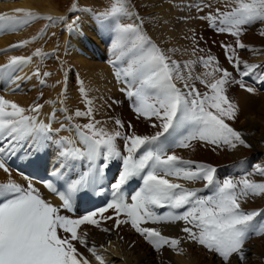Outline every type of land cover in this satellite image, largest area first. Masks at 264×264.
Masks as SVG:
<instances>
[{"label": "snow or ice", "instance_id": "snow-or-ice-1", "mask_svg": "<svg viewBox=\"0 0 264 264\" xmlns=\"http://www.w3.org/2000/svg\"><path fill=\"white\" fill-rule=\"evenodd\" d=\"M205 7L211 8V4ZM225 8L230 10L217 7L214 12L210 11L199 18L210 21V26L217 31L236 37V47L244 49L247 46L239 39L243 26L256 21L264 22V0H226ZM16 11L23 13V16L0 15V32L34 19H64L40 17L23 9ZM123 17L132 18L127 0H113L110 8L98 15V19L115 23L112 44L115 60L111 63L116 69V78H122L127 85L121 91L133 99L134 111L148 119L154 117L155 122L151 126L159 130L154 135L108 132L97 126L101 122L93 118L92 101L87 100L88 110H76L75 116L89 117L90 122L75 126L76 139L60 137L55 141L60 151L52 174L64 178L65 171L75 167L76 162L87 161V169L77 178L65 179L66 190L58 193L64 208L71 206L73 194L97 184L112 161H122V171L111 184L114 194L120 193L122 186L136 177L142 179L143 187L132 195L131 203H127L122 196H116L106 207L72 219L61 215L59 208L41 198L32 184L27 189L13 180L0 184V196L3 197L0 201V264H90L89 258L77 245L84 247L98 264H106L96 246L89 245L88 234L81 233L80 227L93 225L101 228V222L96 217L100 215L102 219H113L112 216H103L108 209L115 212V227L130 223L157 251L167 246L173 251L182 252V239L164 235L159 228L147 225L184 221L185 226L181 231L187 234V239L216 254L221 264H231L233 258L238 262L245 261L246 242L253 236H264V222H255L262 213L245 211L241 206V200L250 195L264 197V182L257 183L244 177L239 182L225 179L220 183L215 176L217 170L211 164L167 154L173 146L190 147L194 140L216 148L228 146L235 149L237 145L251 147L241 131L225 122L234 120L238 111V106L230 101L226 89L232 73L220 68L214 57H201L200 62L205 67H212V71L206 75L212 76L215 72L221 75L212 82L195 77L209 89L208 92H200L188 82L193 79L192 64L195 62L180 64L169 55L175 49L161 48L140 24L122 23ZM259 35L264 36V29ZM193 40H196L195 35ZM26 43L28 41L20 46ZM222 47L229 63L243 76L258 67L240 61L232 45L222 44ZM34 55H41V50L37 49ZM31 59L13 56L7 65L0 68V72L15 70L16 66L27 64ZM185 69L188 70L187 76L184 75ZM35 74L40 75L39 71ZM48 75L50 73H44V76ZM177 81L183 82V87H178ZM236 83L245 88L242 82ZM80 91L87 96L84 88ZM246 91L252 93L254 89L247 87ZM41 108L42 105L37 104L25 109L0 97V169L6 173L9 169L4 160L5 153L14 151L22 141L27 140H32V146L37 147L50 140L53 132L64 130L63 124L53 129L51 123L40 121ZM52 119H55L54 113ZM115 123L123 127L120 120ZM117 137L125 141L126 155L118 149ZM77 141L82 147L76 146ZM257 171L264 175V168L257 166ZM169 176L188 182L203 181L205 189H211L212 194L200 196L198 194L203 189L174 183L166 178ZM48 187L55 191L51 183ZM155 207L184 211L161 215L154 211ZM121 214L128 219L121 220ZM102 231L111 230L105 227Z\"/></svg>", "mask_w": 264, "mask_h": 264}, {"label": "bare ground", "instance_id": "bare-ground-1", "mask_svg": "<svg viewBox=\"0 0 264 264\" xmlns=\"http://www.w3.org/2000/svg\"><path fill=\"white\" fill-rule=\"evenodd\" d=\"M178 1L179 0H140V2H137V3L138 5L147 4L148 7L143 5L144 8L141 10H144L143 11L144 14L145 13L150 14V15L152 14L151 15L152 20H149V22L147 21L148 23L146 25L150 33L149 36L151 37V39L154 42L157 41L160 45L162 44L165 50H168L169 47H172V46L180 48V51L176 50L174 52L169 53V55H171L172 58H173V55L175 56L180 55L181 58H188L189 56H191V52L189 51V46L185 43L186 39H183L184 37L182 38L181 36L183 34L187 35V33L190 30L191 32L193 30L200 31L199 29L203 23L200 21V19L197 16L198 14L194 12V10H188L187 8H184L183 6H178L177 5ZM78 2H79L78 3L79 5L98 6V5H101L102 3H107L108 1L106 2V0H79ZM208 3L211 4V8H209L208 10H215L217 7L224 9L226 0H208ZM65 5H66V2L59 1V0H21L20 2L16 0H0V15L5 14V15H16L17 16V14H23V13L17 12L16 10L23 9L25 11H29L32 13L33 12L42 13V14L46 13L48 15L55 16L57 14L63 13V11L68 7V6L66 7ZM108 6L109 5H107L106 7ZM69 7H71V5H69ZM103 8L101 7V9ZM69 11L71 12V10ZM66 14H68V12ZM83 20H84L83 30L82 28H79L77 29L78 33L75 36L73 37L69 36V39H68V41H70L69 45L66 46L64 44L65 37L63 38V40L62 39L58 41L54 40L52 42L48 41L49 45L46 47V49L52 50L54 48H57L59 53H58L57 59L53 61L51 60L50 64H48L49 68L51 70L53 69L55 73L49 75L48 80H47V85L43 89L44 99L46 101L44 100L45 104L43 105L41 109L42 111H41L40 117H45V119H47V115L51 113V110L53 107L58 106L57 104L62 105L63 102L61 101V99L56 93L60 90V87H62L61 84L66 80V77H67L65 73L63 72V70H65L67 64L69 65L73 64V66L79 71V76L81 78L82 84L81 85L79 84V86L77 87L76 83L73 80L70 82V86H69V82H68L69 74H68V77H67L68 84L66 82V97L64 96L65 101L63 100L64 99L63 96H61V98L65 102L63 104H66L65 107L68 106L69 112L73 114V119L75 120V122L79 126H83L84 124L89 123L87 117L86 118L76 117L75 112L76 110H79V108L83 112L87 111L89 108V104L86 103V100H91L92 101L91 107L94 110L92 114L93 118L95 120L104 118V122L100 123L97 126L103 127L108 132L119 131L118 127L115 126L114 122H111L109 120H110V117L113 116V114L118 113V112L120 113L121 111H122L123 116H125L126 118H130L131 111H129L127 107H125L124 110L121 109V104H120L121 103L120 93H122L121 89L125 86L120 80L116 78V76L113 74L114 73L113 69L107 63V61L110 59H113L114 56H113L111 44L107 46L108 49H111L110 54H108L107 49H106V45H107L106 44V41H107L106 40L107 38L106 30L101 28L100 27L101 25L99 26L95 22L91 21L90 15H85L83 17ZM39 27L40 26L37 25L33 28V30L28 31L26 34H23V35L22 33H19V31L15 34H8V33L5 34L4 32H0V51L6 46H9V44H11L12 42L18 39H21L24 35L25 36L32 35L33 32L35 33L39 29ZM254 34L255 33L253 29H251L248 37L245 40L248 39L249 41H254L252 44H256V42H258L260 39L258 37H255ZM78 35H81V36H78ZM82 37H83V40H81ZM219 37L226 38L225 35H219ZM85 38L91 40V41L85 42V44L90 43L92 50L94 49L96 51L98 58H94L93 56L87 54L88 49H86L85 45L80 42V41H84ZM188 41H190V39ZM40 45H41V42L39 43V46ZM259 45H262V43H258V46ZM65 49H68L66 54H65ZM81 51L84 52V55L81 54ZM214 52L216 51L214 50ZM6 54L8 53L0 54V68L3 67L4 62H7L12 57V53L8 55ZM99 58H104V62L99 61ZM248 59L249 60L252 59V61L249 62L250 65L258 66L257 68H255L254 71L257 72V74L264 75V44L263 46H259L256 52L253 53L252 57ZM63 66L65 68H63ZM24 72L27 75H24L25 74ZM24 72H23L24 74L21 76L19 75L14 76L13 80L11 81L3 80L2 78L4 76H1L2 72H0V85H1L0 92L1 94H3L6 97V100L14 102L21 107L27 106V103L33 97L34 90H35L34 72H36V69L32 67L26 68ZM68 73H70V77H71L72 73L70 69ZM22 76H25V78H21ZM15 81L18 83H15ZM180 82L181 81H178V83ZM20 83L24 86L21 88H24L25 90L26 88H28L30 90L27 94L25 95L24 94H13L14 92L13 90L15 86L20 85ZM69 87H72V88L69 89ZM81 87H83L84 89L86 87V90H85L87 92L86 97L78 92V89H80ZM88 90H89V93H88ZM235 94H236L235 96L237 98V102L242 106V111L244 113L245 112L247 113L250 107L252 109L253 105H255L256 103L254 97L249 95V93L247 92L238 90V92L235 91ZM114 98L118 99V102H119L118 109L114 108L112 104V100ZM55 101L57 102L55 103ZM54 114H55V119L53 120V124H52L53 129L60 128L61 124L65 126L69 123L68 118L64 119V121H60L64 118L63 113L57 112ZM49 115H50L49 118H51L53 116V112L52 114H49ZM133 116L134 118L132 121L135 124V131L148 128V124H151L150 122H155L154 117L151 119H148L143 116L137 117L135 114ZM120 119L121 117H118V120ZM47 121L45 122L47 123ZM245 122L249 124L251 123L248 119ZM244 123H240L239 125L244 126ZM69 129L70 128H64V130H61L59 133L54 132L53 141L51 143L42 142L38 144L37 147H34L35 149L36 148L39 149V151L35 154V156L27 157L25 158L24 161L20 163H18V161H12L11 163H15V166L18 169V171L28 166H31L35 171H43L47 167L55 168L58 164L59 154L55 156H51L47 154L44 149H46L48 152H54L55 150L54 146L55 145L59 146L55 141L58 140L60 137L71 138L72 136H76V133H73ZM256 129H259V128L255 126V123H253V129L248 137V142H251V143L256 142V145L259 146V143L264 144V132L262 130H256ZM144 133L145 131L142 132V134ZM72 138L74 139V137ZM118 146L122 148L123 152H125L124 144L119 143ZM187 150H184V151L180 150V151L182 155H184L185 157L195 159L192 155L193 152L189 153V151ZM200 150L202 149L200 148L196 149V151H200ZM202 152L205 154L208 153L207 150L206 151L202 150ZM220 152H224L225 154H227V156L230 158L229 160H233V161L240 159L242 156L240 151H238L236 148L235 149H223V150H220ZM221 157H222L221 154L217 152V158L221 160ZM84 163L86 164V169H87V161H84ZM81 171H83V169L79 165V162H78L76 163L75 167L69 168L67 171H65V174L68 175V177L70 176V177L77 178L78 175L81 173ZM229 171H232V170L229 169ZM227 175L229 176L230 173L228 172ZM228 176H225V177H228ZM225 177L223 178L225 179ZM108 178L110 182L114 183L116 181V178L118 177L112 175L111 177H108ZM232 178H226V179H232ZM167 179L171 180L174 183L184 184L186 187H189V188H199V185L196 184L195 182H188L182 179H177L175 177H171V178L168 177ZM236 179L241 180L242 177L236 178ZM8 180H13L16 183L20 185H25L27 187L29 184H32V186L37 191H39V195L43 197L48 203L53 204L56 202V200L52 196H50L42 188V186L36 183L33 179L26 178L23 175H18L12 172L10 169L7 173L3 169H0V182H7ZM232 180H234V178ZM132 195L124 194L123 199L126 202L130 201L131 203ZM80 199L86 201L89 205H91L90 196H84L81 194ZM250 199L252 200V202L254 201L255 203L260 204L261 202H263L264 197L259 196L254 199L253 196H250ZM250 203L251 202L249 201V198L241 200V206L243 209L248 208L250 206ZM170 212H178V211L176 209L168 210L167 208L161 213V215L168 214ZM103 216L104 217L112 216L113 219L106 220V219L101 218L102 228L104 227L110 228L109 227L110 222L115 225L116 217H115L114 210L108 209L107 212L103 213ZM120 219L125 220V217L123 214L120 216ZM147 226L157 227L164 235H167L170 237H179L182 239V243L180 245V248L183 249L182 252L173 251L167 246H165L159 251L161 254V257L163 258V261H165L164 262L165 264H199V259L197 257L198 256L197 254L202 252V250L205 248L187 239V234L181 231V229L185 226L184 221H177L176 223L159 224V225L149 224ZM82 227H86L85 229L86 231L83 230ZM116 228L120 229V231L118 229L116 230L118 232H121V230L123 232L124 229L127 232L124 231L125 234H123L122 232L116 233L112 231L111 229H110L111 231L109 232H104V231H100L99 228L91 226V225H82L80 227V231L82 233L86 232L88 234L87 240H88L89 245L94 244L96 246V249L99 252V254H101L104 257L106 264H150L149 262L146 263L142 260V256L144 254H142L140 251L134 253L135 246L132 244L131 238L139 237V236H137L131 230V228L129 227V224L122 223L119 227H116ZM101 245H103V247H100ZM256 245L257 243L252 245L251 243L246 242V245L244 248L246 260L243 262H238L237 259L233 258L231 261V264H248L250 261L254 259V257L256 258L257 256L255 255L257 254V249H258ZM83 253L89 258L90 264H98L95 258L92 257L91 254L88 253L86 249H85V252ZM215 255L216 254L212 253V255L210 256L211 260L213 257H215ZM215 258L217 261H219L218 256Z\"/></svg>", "mask_w": 264, "mask_h": 264}, {"label": "rangeland", "instance_id": "rangeland-1", "mask_svg": "<svg viewBox=\"0 0 264 264\" xmlns=\"http://www.w3.org/2000/svg\"><path fill=\"white\" fill-rule=\"evenodd\" d=\"M16 1H18V2H20L21 0H16ZM59 1H63V2H66V7L68 6L69 7V5H71V7H67L68 8V10H71V12L69 11V15L68 14H66L67 12V8L63 11V13L62 14H57V15H55V16H52V15H49V16H51V17H55V18H58V17H63L64 19H55V20H53V21H50V28H48L45 32H43V34L42 35H38V33L41 31V28H42V26L45 24V19H43V18H41V19H34V20H31L28 24H29V26L26 28V29H24V30H18V27L19 26H16V27H14V28H12V29H9V32H8V30L5 32V31H2V32H4L5 34H15V33H17L18 31H19V33H22V35L23 34H26L28 31H30V30H33V28L35 27V26H37V25H39L40 27H39V29L34 33L33 32V34L32 35H30V36H23L21 39H18V40H16V41H14V42H12L11 44H19V45H21L22 44V42H24V41H28V43H26V44H23V46H20V49L18 50V51H14V52H12V57L13 56H21V57H32V59H31V61L28 63V66H27V68H34V69H36V66H35V64L38 62V60L37 59H35V58H33V54L36 52V50H34V49H32L34 46H39V43L41 42V45H42V41L43 40H47V41H54V40H56V41H58V40H60V39H62L63 40V38L65 37V40L66 39H69V36H71V35H69V34H67V30L69 29V27H72V29H74L75 31H77V29H79V28H82V30H83V17L85 16V15H90L91 16V21H93V22H95L96 23V20L98 19V13H101V12H104L106 9H108V8H110V6H111V3L113 2V0H106V2L108 3H102L101 5H98V6H89V5H79L78 3V1L79 0H59ZM75 1H77V7L75 8L76 9V11H77V13L78 14H80L79 15V17H80V19H79V21H77V20H75V19H71V14L73 13V3L75 2ZM112 1V2H111ZM127 2H128V8H129V12H130V14H131V16H132V18L131 19H129L128 17H125V19L124 20H121V22L122 23H137V24H140L141 25V27H142V29H143V31L149 36V31H148V29H147V27H146V25H147V23L149 22V20H152L151 19V15L150 14H144L143 13V11L144 10H141V9H143L144 8V6H147L148 7V5L147 4H139L138 5V3L137 2H140V0H127ZM65 4V3H64ZM63 4V5H64ZM107 5H109L108 7H106ZM144 5V6H143ZM64 6V7H65ZM98 7H99V9H98ZM101 7L103 8V9H101ZM224 9H226V8H224ZM224 9H222V10H224ZM134 11H136V12H134ZM33 13H35V12H33ZM66 14V16H65V14ZM37 16H40V17H43V15H42V13H35ZM1 15H5V14H1ZM97 15V16H96ZM9 16H16V15H9ZM17 16H23V14H17ZM44 17H46V16H44ZM68 17H69V20H68V22H63V20H66V19H68ZM59 21V22H58ZM148 21V22H147ZM200 21L203 23L202 24V26L200 27V31H198V30H193L192 32H191V30L189 31V32H191V33H187V35H182L181 37L183 38V39H186L185 40V43L189 46V51L191 52V56H189L188 58H181L180 57V55H173V58L172 59H174V60H177L180 64H184L185 62H189V61H191V62H195V63H193L192 64V77H193V79H190L188 82L189 83H192V84H194L195 86H196V88L200 91V92H208L209 91V89H207L205 86H203L200 82H199V79H195V77H203V79H205V80H207L208 81V79L209 78H211V81H209V82H212V80H214V79H218L219 77H220V74L218 75V74H214L213 76H208V75H206V73H208L209 71H207V69L206 68H203V67H200V66H197L196 65V62L197 61H199V56H202V55H204V56H211V57H214L215 58V60L216 61H218V63L220 64V65H225V66H229V67H231L230 65H229V62H228V59H227V57H226V54H225V49L222 47V45H221V43H228V45H232L233 46V48H234V45H235V41H236V39L237 38H235V37H232V36H230V35H228V34H224V33H218V32H216L214 29H212V28H210V27H208L207 25H206V21L205 20H202V19H200ZM257 22V21H256ZM256 22H253L252 23V25H251V27L250 28H247L245 31H244V33H242V35L239 37V39H240V41L242 42V43H244L247 47L246 48H244V49H241V51H239V52H237L236 50H235V53H238L239 54V56H240V61H242V62H247L248 64H249V62H251L252 61V59H248V58H251L252 57V55H253V53L254 52H256V50L258 49V47L259 46H263V44H264V36H260L259 35V33H260V31L262 30V29H264V22H258V23H256ZM97 25H99L100 26V24H98V23H96ZM65 26V28H64V32L62 33V35L61 36H59L58 35V32H59V29H60V27L61 26ZM101 28H103V29H105L106 30V35H107V38H106V49H107V52H108V54H110V50L111 49H108V45H110L111 44V46H112V44H113V41H111L112 40V37H111V32H110V30H111V26L109 25V24H105V25H101L100 26ZM251 29H253V31H254V36L255 37H258L260 40L258 41V42H256V44H252L254 41H249L248 39L247 40H245L247 37H248V35H249V32H250V30ZM16 32H15V31ZM53 30V31H52ZM54 30H55V32H54ZM53 33H52V32ZM55 33V34H54ZM48 34V35H47ZM206 34V35H205ZM21 35V36H22ZM193 35H195V37H196V40H193ZM219 35H225V37L226 38H220L219 37ZM78 36H81V35H78ZM56 37V38H55ZM71 37H73V36H71ZM150 37V36H149ZM190 37V38H189ZM46 38V39H45ZM53 38V39H52ZM219 38V39H218ZM190 39V41H188ZM64 40V41H65ZM81 40H83V37L81 38ZM193 40V41H192ZM69 42L70 41H68L67 42V44H65L66 46L67 45H69ZM82 44H84L85 45V48L86 49H90L91 48V46H90V43H88V44H85V43H83V41H80ZM154 42V41H153ZM189 44H188V43ZM191 42V43H190ZM58 43V42H57ZM155 43L157 44V45H159L161 48H163V45L161 44H159L157 41H155ZM258 43H262V45H259L258 46ZM11 44H9V45H11ZM224 45V44H223ZM191 46V47H190ZM112 48V47H111ZM194 48H195V51H194ZM56 49V53H55V56H56V58L55 59H57V57H58V53H59V51L57 50V48H54V49H52V50H55ZM92 49V48H91ZM169 49H175V50H177V51H180V48H177V47H175V46H172V47H169ZM67 50L68 49H65V54H66V52H67ZM214 50L216 51V52H214ZM47 51H51V50H48V49H45L44 50V52H47ZM230 52H231V50H229ZM43 52V53H44ZM64 52V51H63ZM174 52V51H173ZM215 53V54H214ZM64 54V53H63ZM64 54V55H65ZM200 54H202V55H200ZM175 56V57H174ZM179 57V58H178ZM249 60V61H248ZM50 62H51V60L50 61H48L47 62V65L45 64L46 63V61L45 60H42L41 61V63L43 64V65H46V68L47 69H50L49 68V66H48V64H50ZM107 63H108V61H107ZM108 65V64H107ZM241 66H243V65H241ZM72 67H74L73 66V64H67V66H66V68L63 66V68H65V70H63V72L65 73V75L68 77V74H69V86H70V82L71 81H73L74 80V78L77 80V79H79L80 78V76H79V73L76 75V77L74 76V74L72 73V71H71V69H72ZM69 69H70V71H71V77H70V73H68L69 72ZM26 70V69H25ZM24 70V71H25ZM51 70V69H50ZM53 70V69H52ZM23 71V72H24ZM36 71H37V69H36ZM230 71H232L231 69H230ZM53 72L55 73V71L53 70ZM79 72V71H78ZM25 73V72H24ZM23 73V74H24ZM53 73V74H54ZM232 73V72H231ZM254 76H259L260 74H257V72H255V71H252L251 72ZM24 75H27L26 73L24 74ZM184 75L185 76H187L188 75V70L187 69H185L184 70ZM1 76H4L2 79L3 80H8V81H11V80H13V78H14V76L13 75H9V74H1ZM20 76V75H19ZM248 76V75H247ZM261 76V75H260ZM28 77V76H27ZM26 77V78H27ZM67 77H66V80L61 84V86L62 87H60V90L56 93L58 96H59V98L61 99V101L63 102V103H65L64 101H65V97H66V82H67ZM234 74L232 73V77H231V79H230V83L226 86V89H227V95H228V97H229V99H230V101H232V102H234L237 106H238V111H237V114H236V117H235V119L234 120H226L225 122L226 123H228L231 127H233V128H235L236 130H238V131H241L242 132V134H243V138L246 140V142L249 144V145H251V147H244L243 145H237V150L238 151H240V153L242 154V156L241 157H243V156H246V155H249V154H251V153H254V152H256V154L258 155L256 158H255V162H256V168H257V166H260V167H262V168H264V144H260L259 143V146H257L256 145V142H248V137H249V135H250V133H251V131H252V129H253V123H255V126L257 127V128H259V129H256V130H262L263 132H264V93H260V92H256V91H254V92H252V93H249L248 91H246L245 89H242V88H240L239 86H238V84L234 81ZM263 77H264V75H263ZM21 78H25V76H22ZM20 78V79H21ZM81 79V78H80ZM35 82V81H34ZM68 82H67V84H68ZM15 83H18V82H16L15 81ZM36 83V82H35ZM180 84V85H179ZM263 84H264V82H263ZM20 85H22L21 83H20ZM77 85V84H76ZM177 86L178 87H183V82H182V84H181V82L180 83H178V81H177ZM24 87V86H23ZM20 86H15V88H14V90L13 91H18V90H20ZM72 87H69V89H71ZM81 88H83V87H81ZM80 88V89H81ZM31 89V88H30ZM44 89V88H43ZM43 89L41 90V92H42V95H43V100H45L44 99V94H43ZM80 89H78V92L79 93H81V91H80ZM85 90H86V87H85ZM238 90H240V91H244V92H247V93H249V95H251V96H253L254 97V99H255V101H256V103H255V105H253V107H252V109H251V107L248 109V112L246 113H244L243 111H242V106L237 102V98H236V94H235V91H237L238 92ZM26 91H27V93L30 91L28 88H26ZM26 93V94H27ZM34 93H35V90H34ZM88 93H89V90H88ZM24 95H25V93H23ZM62 94V95H61ZM64 94V95H63ZM82 94V93H81ZM80 94V95H81ZM83 95V94H82ZM61 96H63V100H62V98H61ZM65 96V97H64ZM33 97H34V94H33ZM32 97V98H33ZM31 98V99H32ZM120 98H121V109H123L124 110V108L125 107H127L126 105H127V102L125 101V104L123 103V96H122V93H120ZM4 99L6 100V97L4 96ZM239 100V99H238ZM30 101L31 100H29L28 101V103H27V106H25V107H23V108H25V109H28V105L30 104ZM46 101V100H45ZM44 101V102H45ZM87 101V100H86ZM57 101H55V103H56ZM62 103V105H60V104H57L58 106H55V107H53L52 108V110H51V113H49V114H52V112L53 113H57V112H61V113H63V119L62 120H60V121H64V119H66V118H68V124L67 125H65V128H70L69 130L70 131H72L73 133H76V131L74 130L75 129V126L76 125H78L76 122H75V120L73 119V114L72 113H70L69 112V108H68V106L67 107H65L66 106V104H63ZM87 103V102H86ZM45 103H43V105H44ZM112 104H113V106H114V108H116V109H118V106H119V102H118V99H117V102L114 104L113 103V100H112ZM43 107V106H42ZM65 107V108H64ZM42 109V108H41ZM56 109V110H55ZM9 110H11L10 108H9ZM79 110L80 111H82L80 108H79ZM129 111H131V113H130V118H126L125 116H123V114H122V111L119 113H115V114H113V116L112 117H110V120L109 121H111V122H114V124H115V126H117V124L115 123V121L116 120H118V117H121V119H120V121L122 122V124H123V127L121 128V127H119V126H117L118 127V130L120 131V132H122V133H124V134H129V135H132L133 133L134 134H137V135H154L155 134V132L156 131H158L159 129H154L151 125H152V123L153 122H150L151 124H148V128H145V129H140V130H138V131H135V124H134V122L132 121L133 120V118H134V114L137 116V117H139L136 113H134L132 110H130V109H128ZM83 112V111H82ZM47 115V119H45V117H40L39 116V119L41 118V120H44V121H47L48 119H50V120H48L49 121V123H51V125L53 124V120L54 119H52V117L51 118H49L50 117V115ZM132 116V117H131ZM69 117H71V119H69ZM84 118H86V117H84ZM87 119H88V122H90V118L89 117H87ZM249 120L251 123L249 124V123H247V122H245L246 120ZM48 121H47V123H48ZM96 121H100L101 123L102 122H104V118H100V119H96ZM245 122V123H244ZM240 123H244V126H240L239 124ZM129 125H131V127H129ZM150 128H152V129H150ZM68 130V129H67ZM143 131H145V133L144 134H142V132ZM261 131V132H262ZM136 132V133H135ZM72 137H74V139H76V136H72ZM71 137V138H72ZM73 139V138H72ZM31 141V140H30ZM29 140H27L26 141V143H27V145H26V143L25 144H23V146L22 147H24L25 148V150H24V153H21V155L22 156H25V158H27V157H33V156H35V154L39 151V149L38 148H34L32 145H33V143H32V145L30 146L29 145V142H30ZM122 141V142H121ZM51 143V142H50ZM119 143L120 144H125V141L124 140H122L121 138H119V137H117L116 138V144H117V147H118V149L122 152V154H126V152H123V150H122V148L121 147H119L118 145H119ZM78 144V145H77ZM77 146L78 147H82V145H80L79 144V142L77 141ZM54 148H55V150H54V152H48L46 149H44L45 150V152L47 153V154H49V155H51V156H55V155H57V154H59V151H60V146H57V145H55L54 146ZM197 148H200V149H202V150H204V151H208V153L207 154H205V153H203L202 152V150H200V151H196V149ZM215 148V150H213ZM176 148H174V147H172V149H171V152L169 153V155H171V154H175V155H177L178 157H181V158H183V159H191V160H199L201 163H207V164H211L212 166H214V167H216V166H220V164L222 165V164H224V163H228V162H230V161H232L233 162V160H229L230 158L227 156V154H225L224 152H220V150H223V149H230L228 146H221V147H219V148H216V146H214V145H208V144H205V143H199V142H196V143H193V146H192V148H191V146L190 147H188V148H183V149H180V150H187V151H189V153H191V152H193L192 153V155H193V157L195 158V159H193V158H189V157H185L184 155H182V153H181V151L180 150H178V151H173V150H175ZM177 149H179V147L177 148ZM20 149H19V147L17 146L16 147V149L14 150V151H10L9 153H5V156H4V160H5V162L6 163H8V164H11V165H14L15 166V163H11L12 161H18V158H21L20 156ZM217 152L218 153H220L221 154V160H219L218 158H217ZM180 153V154H179ZM254 156H256V155H254ZM253 156V157H254ZM54 158V157H53ZM229 160V161H228ZM84 161H81V162H79V165L82 167V169H83V171L84 170H86V164L84 163ZM117 163H118V166L120 167V168H122V161H119V160H117ZM82 164V165H81ZM16 167V166H15ZM115 167V166H114ZM12 171V170H11ZM113 172H114V174H113V176H116V174H115V171L116 170H112ZM12 172H14V171H12ZM15 173V172H14ZM17 174V173H16ZM260 174V173H259ZM18 175H20V174H18ZM22 175V174H21ZM23 176H25V175H23ZM225 176H228L227 175V173L224 175V177ZM26 177V176H25ZM118 177V176H117ZM229 177V176H228ZM228 177H225V179L226 178H228ZM244 177H247L248 179H250V180H252V181H255V182H257V183H261V182H264V175H257V174H255V173H253V171H251L250 170V172L249 173H247L245 176H243L242 178H244ZM253 178V179H252ZM224 179V178H223ZM224 179V180H225ZM108 180H109V178H108ZM195 183L196 184H198V185H204V182L203 181H195ZM220 183H222V182H220ZM200 185V186H201ZM21 186H25V185H21ZM25 187H27V186H25ZM38 193H39V191H38ZM82 194V193H81ZM83 195V194H82ZM251 196V195H250ZM250 196H248L247 198H249V201L251 202L250 203V206L248 207V208H244V210L245 211H259L260 209H263L264 208V200H263V202H261L260 204H258V203H255L254 201L252 202V200L250 199ZM254 197V199L256 198V197H259V196H253ZM247 198H243L242 200H244V199H247ZM97 200V198H95V197H92V196H90V203L92 204V202H94V201H96ZM170 208H168V210H169ZM172 210V209H171ZM260 212V211H259ZM122 215V214H121ZM128 218L127 217H125V220H127ZM100 220V219H99ZM255 222L257 223V224H259V223H262V222H264V219H260V216H258L256 219H255ZM129 224V223H128ZM95 227V226H94ZM109 229H111L112 231L114 230L116 233H121L122 232V230H121V232H118V231H116L118 228H116V227H114L113 226V223H109ZM130 228H131V230L137 235V236H139L137 233H136V231L131 227V226H129ZM99 230H101V228H99ZM119 231H120V229H118ZM86 231V230H85ZM124 231H126L125 229L123 230V234H125L124 233ZM81 232V231H80ZM127 232V231H126ZM82 233V232H81ZM134 238H136V239H134ZM139 238V239H138ZM131 241H132V244L135 246H133L134 247V253H136V252H141L142 254H144L143 256H142V260L144 261V262H149L150 264H165L164 262L165 261H163V258L161 257V254H160V252L159 251H157L152 245H150L149 243H147V242H145L144 241V239H143V237H132L131 238ZM130 241V242H131ZM247 242H249V243H251L252 245H254V244H256L257 243V247H258V249H257V254L255 255V256H257L256 258L254 257V259L252 260V261H250L248 264H264V236H253L249 241H247ZM78 247H79V249H80V251L81 252H85V249H84V247H82V246H80V245H77ZM260 247V248H259ZM148 253V254H147ZM150 254V255H149ZM198 256V259H199V264H221L220 262H221V260L219 259V261H217L216 260V258L215 257H217V255H215V257H213L212 258V260H211V258H210V256L212 255V253H210L208 250H206V249H203L202 250V252H200L199 254H197Z\"/></svg>", "mask_w": 264, "mask_h": 264}]
</instances>
